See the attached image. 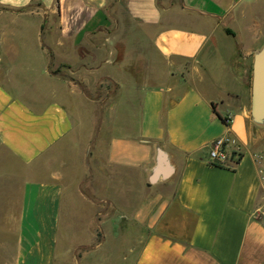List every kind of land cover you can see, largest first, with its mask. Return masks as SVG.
<instances>
[{"label":"crops","instance_id":"crops-1","mask_svg":"<svg viewBox=\"0 0 264 264\" xmlns=\"http://www.w3.org/2000/svg\"><path fill=\"white\" fill-rule=\"evenodd\" d=\"M263 47L264 0H0L7 264H264Z\"/></svg>","mask_w":264,"mask_h":264},{"label":"rangeland","instance_id":"rangeland-1","mask_svg":"<svg viewBox=\"0 0 264 264\" xmlns=\"http://www.w3.org/2000/svg\"><path fill=\"white\" fill-rule=\"evenodd\" d=\"M51 70L55 71L56 67L55 66L51 67ZM252 70H253V67L250 66V72H249V77H248L250 88L252 85ZM59 71H61V70H59ZM61 72H63V71H61ZM118 89H119V87L115 83H113L111 81H103L101 84H99L97 89H95V88L86 89V93H87V96L91 100L101 101L103 106H106V105L108 106L110 104L111 100L116 98V94L118 92ZM98 210H99V212H104L105 208H104V206H102L100 204V206H98ZM99 224H100L99 221H97V227H96L97 232H99V228H100ZM64 232H65L64 229L61 227V231H60L61 235H63ZM63 246H64V242H63V239L61 236L60 241H59V253H58L59 263L58 264H63L62 263ZM82 251H83V249H82ZM82 251L76 252L75 260H77V256L79 254H81ZM0 264H7L6 258L1 251H0ZM71 264H74V262H72Z\"/></svg>","mask_w":264,"mask_h":264},{"label":"water","instance_id":"water-1","mask_svg":"<svg viewBox=\"0 0 264 264\" xmlns=\"http://www.w3.org/2000/svg\"><path fill=\"white\" fill-rule=\"evenodd\" d=\"M251 116L264 124V47L254 56L251 85Z\"/></svg>","mask_w":264,"mask_h":264},{"label":"built area","instance_id":"built-area-1","mask_svg":"<svg viewBox=\"0 0 264 264\" xmlns=\"http://www.w3.org/2000/svg\"><path fill=\"white\" fill-rule=\"evenodd\" d=\"M225 142H226L225 139H219L211 147L209 152L210 163L212 165L234 168L237 159L236 160L231 159L228 153L225 151ZM262 216L264 218V213L262 214Z\"/></svg>","mask_w":264,"mask_h":264},{"label":"trees","instance_id":"trees-1","mask_svg":"<svg viewBox=\"0 0 264 264\" xmlns=\"http://www.w3.org/2000/svg\"><path fill=\"white\" fill-rule=\"evenodd\" d=\"M216 115L223 121V123L225 124V125H229V120L228 119H225V118H223V117H221L220 115H218L217 113H216ZM237 156V161L239 160V158H240V155L238 154V153H236L235 151L234 152H232V153H230V158H232V157H236ZM236 161V162H237Z\"/></svg>","mask_w":264,"mask_h":264}]
</instances>
